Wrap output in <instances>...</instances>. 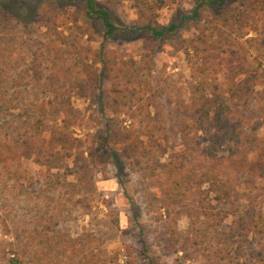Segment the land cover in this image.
Returning a JSON list of instances; mask_svg holds the SVG:
<instances>
[{
    "label": "trees",
    "instance_id": "trees-1",
    "mask_svg": "<svg viewBox=\"0 0 264 264\" xmlns=\"http://www.w3.org/2000/svg\"><path fill=\"white\" fill-rule=\"evenodd\" d=\"M67 1L81 2L85 15L102 23L104 38L124 29L145 30L156 40L174 31L186 18L200 20L203 7L224 6L227 0H198L190 16H183L179 25L167 26L154 24L158 10L172 0H129L138 23L123 28L115 25L109 10L99 7L97 0ZM246 7L214 15L199 27L195 37L182 41L192 101L180 107L176 130L184 142L194 143L197 153L186 157L181 151L164 161L156 160L157 173L147 181L169 220L168 240L181 252L182 259L201 257L209 264H264V207L260 206L264 180L257 183L258 175H250L245 182L241 178L251 163L249 153L264 146V135L254 123L260 108L259 89L264 90V38H245V22L253 16ZM102 51L100 76L91 79V84L98 87L109 108L123 116L126 124L123 134L117 136L131 146L140 136L154 140L162 129L149 101L130 88L133 62L123 58L111 61ZM4 64L8 66L0 69V194L16 188L19 196H25L40 182L32 179L30 165H23L22 160L37 164L36 173L42 174L45 192L60 191L71 183L67 181L69 174L85 173V168L68 167L64 153L82 119L70 97L55 83L41 81L35 68L33 75L26 66L13 74L15 67ZM100 78L109 86L105 90L99 85ZM100 151L106 159V153ZM108 155L120 172L116 153L111 149ZM240 183L249 188L244 195L246 204L234 207L233 217L226 223L229 212L222 205H232ZM47 193L42 213L19 232L15 223L6 220L10 212L6 197L0 201V226L5 229L3 234L10 236L2 255L5 264H128L127 259L104 255L101 249L88 255L90 235L73 237L60 222L71 208L63 213L48 202ZM175 212H183L187 218L182 233L178 232Z\"/></svg>",
    "mask_w": 264,
    "mask_h": 264
},
{
    "label": "rangeland",
    "instance_id": "rangeland-1",
    "mask_svg": "<svg viewBox=\"0 0 264 264\" xmlns=\"http://www.w3.org/2000/svg\"><path fill=\"white\" fill-rule=\"evenodd\" d=\"M97 2L99 7L109 10L118 27L137 26L138 16L129 0ZM197 2L172 0L158 10L154 25H179L183 16L191 15ZM245 6L253 15L245 22L244 29L248 30L245 38H264V0H227L224 6L203 7L200 20L186 18L174 31L156 40L145 30L126 32L124 29L104 38L102 23L86 16L81 2L0 0V69L7 68L4 62H8L15 67L11 73L26 66L33 75L35 68L41 81L55 83L62 94L70 97L82 120L73 130L64 153L68 156V167L85 168V173L69 174L67 181L71 183L62 190L47 193L41 186L42 174L36 173L37 164L22 160L23 165H30L32 179L38 178L40 182L30 187L25 196H19L16 188L0 194V201L6 197L10 211L6 220L15 223L18 232L30 226L34 216L42 213L47 193L48 202L56 204L63 213L71 208L70 214L67 217L64 214L60 222L73 237L90 235L88 255L101 249L104 255L117 254L120 261L127 259L128 264H209L201 257L182 259L181 252L175 250V244L168 240L169 220L147 181L157 173L156 160L164 161L181 151L186 157L197 153L194 143L184 142L176 130L180 107L192 101L182 41L195 37L199 27L210 22L214 15ZM101 48L104 58L133 62L130 88L149 101L162 129L154 140L140 136L137 143L132 140L131 146L117 136L123 134L126 124L123 116L109 108L98 87L91 84V79L100 76ZM262 59L264 62V56ZM99 83L103 90L108 86L101 78ZM259 92L260 108L254 123L264 135V90L261 88ZM111 149L121 164L120 172L108 155ZM248 158L249 169L241 173V178L245 182L250 175H258L257 183L264 180V146L250 152ZM248 190L246 183H240L232 205H222L229 212L226 223L232 219L234 207L246 204L244 195ZM174 217L178 232H184L185 214L175 212ZM3 232L5 229L0 226V264H5L2 255L10 239Z\"/></svg>",
    "mask_w": 264,
    "mask_h": 264
}]
</instances>
